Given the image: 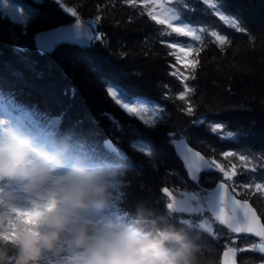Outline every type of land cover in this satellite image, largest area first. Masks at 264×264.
<instances>
[{
  "label": "trees",
  "instance_id": "obj_1",
  "mask_svg": "<svg viewBox=\"0 0 264 264\" xmlns=\"http://www.w3.org/2000/svg\"><path fill=\"white\" fill-rule=\"evenodd\" d=\"M7 1L22 11L23 18L12 20L0 11V104L5 107L0 112L4 118L32 127L47 122L49 128L92 133L100 144L111 140L118 145L135 166L126 178L130 187L114 191L119 209H131L143 201L158 214H166L170 201L162 192L164 187L179 196L189 190H209L220 179L254 207L264 225V192L255 189L256 183L264 184V0H212L217 6L226 4L221 13L229 19L239 17L243 31L220 20L204 0H180L174 6L191 21L201 41L152 20L147 15L153 9L151 0H138L135 7L124 0ZM161 2L167 6V0ZM77 20L92 21L94 34L103 38L89 46L60 43L48 49L33 40L36 31ZM213 31L228 42L220 45ZM174 41L192 45L186 63L178 64L170 55L175 50L168 44ZM173 71L178 75H172ZM111 82L165 109L163 122L150 128L127 114L108 95ZM188 107L193 109L191 115ZM102 113L119 121L122 131ZM216 123L223 127L213 132ZM134 130L163 149V154L153 158L133 148ZM181 133L223 171L213 165L199 174L197 184L191 183L170 143V134L179 138ZM226 152L232 155L225 156ZM241 155L246 159L240 160ZM121 191L127 194L122 206ZM172 216L169 223L177 227H182L180 218L201 219L199 214ZM203 217L213 228V236L198 230L209 264H219L220 253L228 246L236 249L239 264H264V253L253 247L259 240L233 235L216 223L211 212Z\"/></svg>",
  "mask_w": 264,
  "mask_h": 264
},
{
  "label": "clouds",
  "instance_id": "obj_2",
  "mask_svg": "<svg viewBox=\"0 0 264 264\" xmlns=\"http://www.w3.org/2000/svg\"><path fill=\"white\" fill-rule=\"evenodd\" d=\"M129 171L71 129L0 118V264H209L171 210L116 207Z\"/></svg>",
  "mask_w": 264,
  "mask_h": 264
},
{
  "label": "snow or ice",
  "instance_id": "obj_3",
  "mask_svg": "<svg viewBox=\"0 0 264 264\" xmlns=\"http://www.w3.org/2000/svg\"><path fill=\"white\" fill-rule=\"evenodd\" d=\"M124 2L135 7L138 0H124ZM140 2L147 3L148 0H140ZM179 2L180 0H167V6L161 5L160 11L156 13H154L152 10H148L147 15L156 23L166 25L167 28L171 29L177 34H182L185 37H191V39L194 41H201V35L197 34V29L191 26V21L180 8L174 6L178 5ZM204 2L206 3L207 0H204ZM221 7L224 9V11H226V4H222L221 6H217L216 4L212 5V10L219 14V19L226 21L232 27L236 28V30L243 31V27L237 23L239 17L236 19H229L227 15L221 13ZM73 15H75V13H73ZM95 20L99 21L100 17L97 16ZM92 23V21H89V28L91 29L90 39L100 41L103 37L100 34H94L95 29L91 28ZM76 27L78 29L81 27L79 20L76 21ZM202 31L203 29H201V32ZM211 35L216 38L220 45H224L228 42L226 41L224 35H217L215 31H213ZM168 47L172 49H178L179 52H182L185 55L193 50L192 45L184 44L181 41L169 43ZM170 55L175 56L178 62L180 61V56L176 51L171 52ZM193 67H195L194 64ZM92 70L93 72H97L96 68H93ZM97 74L99 75L100 73L97 72ZM171 74L178 75L176 71H173ZM107 93L114 100V102L120 106L121 109H123L129 115L136 116L138 119L143 121L146 126L154 128L158 123L163 122L165 109L158 106L150 98L133 94L118 82L109 83L107 87ZM179 98L183 100L184 93H181ZM192 111L193 109L191 107L186 109V112L189 115L192 114ZM101 115L109 117L116 130L122 131V126L120 125L119 121L115 120L114 117H111L109 113H102ZM197 122L200 123L201 121ZM222 127V124L216 123L212 126V131L216 132L217 130L222 129ZM74 132L80 136L86 137L94 151L106 157H111L113 154L119 155L129 165L130 170L134 169L135 166L132 164L125 152L122 151L120 147L114 144L111 140H105L103 144H100L93 138L94 134L92 133L85 134L83 131ZM231 135V133H228V137H231ZM134 136H136V139L131 141L133 148H136L145 155L153 158L163 154V149L158 148L152 141L144 138L138 130H134ZM170 136L172 137L170 143L174 144L179 150L188 169L189 176L193 180H197L198 174L201 172V170H211L213 165L217 169L223 171L221 165L218 164L214 159L207 160L203 155H201L200 152L193 151L190 147H187V141L184 133L179 134V138L173 134H170ZM224 155L229 156L232 155V153L226 152ZM239 159L243 161L246 159V157L241 155ZM254 170L255 169H253V171ZM225 176L229 179L231 178L228 176V173H225ZM245 187H248V185H245ZM255 189L257 191L264 192V184L256 183ZM162 192L167 196L168 200L171 201L166 204V208L167 210H171L172 214L188 213L199 214L201 216V219L198 221L192 218L179 219V223L181 224L182 228L185 229L189 236L195 238L201 246H203V241H201L199 238L198 230L202 229L207 233H212L213 231L212 225L209 223L208 218L203 217V213L208 211L211 212L212 217H214L215 220L219 222V224L226 225L231 232L251 233L256 237H259L260 243L253 245V247L258 249L260 253H264V225L260 223V219L257 216L256 211L248 204V202L244 201L242 203L240 200L235 199V197L229 193L225 183L218 184L215 190L211 191L201 188L198 193L183 192L180 194L182 196L181 199H176L173 196V193L167 187H164ZM126 195L127 194L125 192H120L121 206ZM171 218L175 217L171 215ZM244 250L247 249H242V251ZM230 253L235 256L236 249L234 247L229 248L224 252L223 255L224 257H228ZM225 264H228V262L225 261Z\"/></svg>",
  "mask_w": 264,
  "mask_h": 264
},
{
  "label": "water",
  "instance_id": "obj_4",
  "mask_svg": "<svg viewBox=\"0 0 264 264\" xmlns=\"http://www.w3.org/2000/svg\"><path fill=\"white\" fill-rule=\"evenodd\" d=\"M80 25H81V27L79 29L76 27V23H73V24L60 25V26H55V27H51V28H48V29L39 30V31H36L33 34V40L35 41L36 44H38L39 46H41V47H43L45 49H48L51 46L56 45V44H60V43L74 44V45H78V46H89L90 43H91V41H92V39H90L91 29L89 28V24L86 23V22L80 21ZM171 145L173 147V150H174V153H175L176 157L180 160V162L183 165V168H184V171H185V174H186L187 179L191 183L197 184L198 178H199V174L209 172L210 170H201V172L198 174L197 180H193L189 176L188 169H187V167L185 165V162H184V160L182 158V155L180 154L179 150L176 148V146L174 144L171 143ZM187 147H190L193 151H198L197 149H195L192 146H190L188 143H187ZM201 155H203V154L201 153ZM205 159H207V158L205 157ZM220 183H225V185H226L229 193H231V195L233 197H235V199L240 200L242 203L244 201H247L245 199H242V198L237 197L232 192V190L230 189L229 185L225 181L220 180V179L219 180H216L213 183V185L209 189V191L215 190L216 186L218 184H220ZM186 192L187 193H196L194 190H189V191H186ZM181 198H182V196H180V197H178L176 199H181ZM248 204L254 209V207L249 202H248ZM179 214H182V215H191V214H188V213H179ZM257 216H258V214H257ZM259 219H260V217H259ZM216 223L220 227L226 229L228 232H230V233H232V234H234L236 236H249V237H253V238L257 239V240H260V238L259 237H256L254 234H251V233H236V232H231L227 228L226 225H221V224H219L218 221H216ZM260 223L263 225L261 219H260ZM208 234L212 236V233H208ZM229 248H233V247L232 246H228V247H224L222 249V251L220 253L219 264H225V261H227L228 264H239L238 261H237L236 255L233 256L230 253L228 257H224V255H223L224 252L227 251Z\"/></svg>",
  "mask_w": 264,
  "mask_h": 264
},
{
  "label": "rangeland",
  "instance_id": "obj_5",
  "mask_svg": "<svg viewBox=\"0 0 264 264\" xmlns=\"http://www.w3.org/2000/svg\"><path fill=\"white\" fill-rule=\"evenodd\" d=\"M152 1V6H153V9L152 11L154 13L156 12H159L160 11V6L161 5H164L166 6L165 4H163L161 2V0H151ZM207 3H209L210 5H213L215 4L212 0H207ZM0 11L4 12L6 15H8L12 20H20L23 18V13L22 11L14 6L12 3H10L9 1L7 0H0ZM180 56V61L177 63L178 64H183V63H186V55L182 52H179L178 49H174ZM177 60V59H176ZM2 107H4L2 104H0ZM181 195H177V196H174L175 198H178L180 197ZM204 214V213H203ZM260 243V242H259ZM258 243V244H259ZM256 245V244H255Z\"/></svg>",
  "mask_w": 264,
  "mask_h": 264
}]
</instances>
